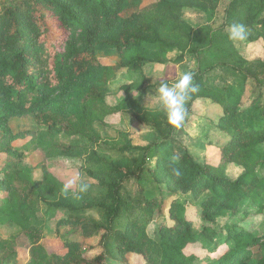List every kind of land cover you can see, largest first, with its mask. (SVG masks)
<instances>
[{
    "label": "trees",
    "instance_id": "trees-1",
    "mask_svg": "<svg viewBox=\"0 0 264 264\" xmlns=\"http://www.w3.org/2000/svg\"><path fill=\"white\" fill-rule=\"evenodd\" d=\"M216 1L0 0V128H7L10 140L17 138L22 131L14 132L9 122L25 112L32 124L29 145L43 157L34 166L42 178L31 182L27 170L19 167L22 151L9 143L0 150V220L9 218L20 228L13 238L0 239V264H20L17 236L29 245L24 264H127L130 254L143 264H194L199 257L186 248L200 245V237L219 236L223 240L212 249L217 257L206 264H264V255L258 257L264 233L255 235L250 229L252 218L263 219L264 211V178L257 174L264 168V60L238 69L239 90L228 87L213 95L222 108L217 127L225 142L210 147L203 160L185 153L173 162L159 155L170 135L163 130L165 117L128 99L109 107L104 98L113 92L96 90L93 84L108 81L95 55L97 46L106 45L121 51L111 85L118 84L116 91L126 95L142 91L145 68L164 64L168 53L188 43L183 11H208ZM262 9L264 0H239L233 17L264 28ZM194 79L198 92L191 97L208 95L202 77L196 73ZM258 104L261 109L255 111ZM125 109L138 125L162 135L160 145L142 148L122 138L115 149L118 157L103 152L95 124ZM59 157L80 159L93 183L80 184L74 195L62 194L46 170V162ZM154 158L150 166L148 160ZM166 164L180 187L173 189L167 182L155 197L145 195L144 174L161 183ZM228 164L242 174L231 178L225 172ZM5 190L8 194L1 197ZM187 193L206 195L194 205L178 199ZM247 200L254 211L244 209ZM41 201L67 212V222L77 226L89 222L83 217L87 213H98L94 233L82 237L90 240V249L70 242L63 256L49 252L38 216ZM166 202L171 222L150 235L148 225ZM226 216L236 220L223 225L219 219Z\"/></svg>",
    "mask_w": 264,
    "mask_h": 264
},
{
    "label": "rangeland",
    "instance_id": "rangeland-1",
    "mask_svg": "<svg viewBox=\"0 0 264 264\" xmlns=\"http://www.w3.org/2000/svg\"><path fill=\"white\" fill-rule=\"evenodd\" d=\"M152 0H144V2ZM217 0L214 6L208 11L186 9L181 14V19L188 25L189 35L188 43L171 53H168L163 60L164 64L149 65L145 68L146 76L145 88L139 92H131L124 94L116 91L118 84L111 85L109 79L112 78L120 67L121 51L100 45L95 48V55L102 66V70L106 74L108 81L101 83H93L96 90L107 88L113 94L106 95L105 103L109 107H115L123 99L134 101L133 103L144 110L159 111L164 117L163 130H170L169 139L161 148L159 155L166 156L169 160L176 162L185 153L194 159L203 160L211 151L213 145H222L225 142V136L218 129L220 117L222 116V108L215 102L213 95L218 92L225 91L228 87L240 89L238 69L244 68L245 64L252 61L264 60V28L261 25H253L252 23L237 21L234 6L239 0ZM264 17V9H262ZM233 23L244 24L248 30V38L243 42L231 41L228 38L229 26ZM182 72H193L195 81L196 73L202 77L204 83L203 89L209 94L202 97H191L186 104L187 117L184 125L180 129H173L167 123L166 114L155 98V91L159 88L161 82H167L169 86L173 85ZM260 73H263L260 71ZM95 80L96 75H92ZM91 77V78H92ZM125 78V76H123ZM134 77V76H133ZM263 87H260L262 89ZM255 87L251 86V90ZM264 102V94L262 103ZM260 104L256 105L254 110L259 111ZM131 111L125 109L119 113H114L105 117L101 123H96L94 128L100 136L99 146L103 152L111 157H118L117 152L120 140L122 138L129 140L133 146L142 148L158 146L163 141L162 135L158 132L138 125ZM27 114L23 112L16 115V118L10 120L9 125L14 132L22 131L17 138L10 140L8 130L4 126L0 128V150L10 144L11 147L20 149L22 157L19 160V167L27 170V177L31 182L41 180L43 172L35 169V165L43 160L40 153L34 152L33 145H29L31 136L28 130L32 124ZM9 143V144H8ZM211 143V145H210ZM115 147V148H114ZM117 149V150H115ZM1 152V151H0ZM0 153V157H1ZM126 156H130L127 152ZM158 158V156H156ZM156 158L149 159L150 166H154ZM46 170L58 182L59 191L67 196L77 193L80 184H91V180L85 173L83 162L78 158L59 157L50 159L46 162ZM225 172L233 179L242 174V170L237 166L228 164ZM173 172L167 166L163 167L161 183L153 181L150 176L144 174L141 181L144 187V193L147 196L155 197L159 194L160 189H164L166 183L171 182L173 189L179 188L178 182H175ZM259 177L264 178V168L257 169ZM7 190L1 194L5 197ZM206 194L194 197L191 193L180 195L179 200L188 199L194 205H199L200 201ZM168 203L164 204L163 209L154 215L153 221L148 225V233L154 234L157 227L162 223H169L166 208ZM38 216L43 221V244L49 252L63 256L66 253L65 245L70 242L81 243L83 250H89L90 240H83V235L93 234L92 221H98L99 216L96 212H89L84 217L88 220L87 224L77 226L67 222L68 213L61 209H54L48 202L41 201ZM244 209L254 211L251 202H245ZM236 218H220L219 222L223 225L233 223ZM250 226L251 231L256 234L264 233V211L263 219L261 217L252 218ZM198 227L197 222L195 228ZM20 228L9 218L0 220V239H11L20 231ZM216 237L208 240L200 237V245H191L186 248V253L196 254L199 258L194 264H206L210 260L217 257V252H212L215 244L221 242L224 236ZM16 259L20 264H24L28 258L29 245L23 236L16 238ZM89 248V249H88ZM264 255L259 253L258 257ZM127 264H143L140 257L134 255H126ZM12 264V262L8 263Z\"/></svg>",
    "mask_w": 264,
    "mask_h": 264
},
{
    "label": "clouds",
    "instance_id": "clouds-1",
    "mask_svg": "<svg viewBox=\"0 0 264 264\" xmlns=\"http://www.w3.org/2000/svg\"><path fill=\"white\" fill-rule=\"evenodd\" d=\"M228 38L231 41L243 42L248 38V30L244 24L233 23L228 29ZM193 72H182L176 82L169 86L167 82H161L155 91V98L166 114L167 123L173 129L183 127L187 117L186 104L192 94L198 92L195 85ZM82 186L81 191H85Z\"/></svg>",
    "mask_w": 264,
    "mask_h": 264
}]
</instances>
